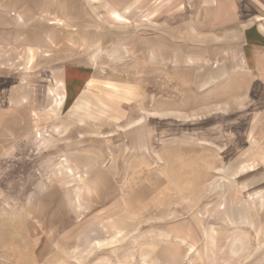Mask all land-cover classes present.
Here are the masks:
<instances>
[{
    "label": "rangeland",
    "instance_id": "obj_1",
    "mask_svg": "<svg viewBox=\"0 0 264 264\" xmlns=\"http://www.w3.org/2000/svg\"><path fill=\"white\" fill-rule=\"evenodd\" d=\"M256 48L264 0H0V264H264Z\"/></svg>",
    "mask_w": 264,
    "mask_h": 264
},
{
    "label": "crops",
    "instance_id": "obj_2",
    "mask_svg": "<svg viewBox=\"0 0 264 264\" xmlns=\"http://www.w3.org/2000/svg\"><path fill=\"white\" fill-rule=\"evenodd\" d=\"M100 1L105 6L116 8L117 10H120V13L127 14L131 8L137 6L142 1H145V0H100ZM262 20L263 19H261V21ZM250 61H251L250 66L252 65L251 67L252 69L256 71L260 69H264V49L262 48H259V50H257V48L255 50L253 49L251 53ZM247 169L249 170L250 167H248ZM248 170L245 171V174L246 172H248ZM242 189H243L244 194L246 193L245 197H247V199H251L252 196H254L253 199H255L256 194H264V187L261 191L258 190L255 193L254 192L250 193L249 188L246 185H244Z\"/></svg>",
    "mask_w": 264,
    "mask_h": 264
}]
</instances>
